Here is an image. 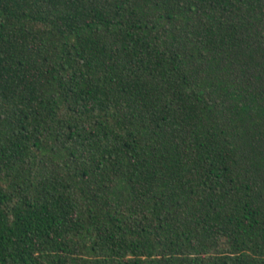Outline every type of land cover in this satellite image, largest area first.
Segmentation results:
<instances>
[{
    "label": "trees",
    "instance_id": "trees-1",
    "mask_svg": "<svg viewBox=\"0 0 264 264\" xmlns=\"http://www.w3.org/2000/svg\"><path fill=\"white\" fill-rule=\"evenodd\" d=\"M0 264H264V0H0Z\"/></svg>",
    "mask_w": 264,
    "mask_h": 264
}]
</instances>
